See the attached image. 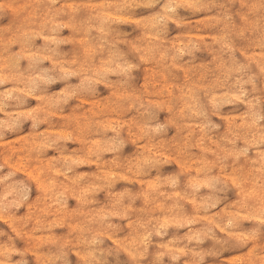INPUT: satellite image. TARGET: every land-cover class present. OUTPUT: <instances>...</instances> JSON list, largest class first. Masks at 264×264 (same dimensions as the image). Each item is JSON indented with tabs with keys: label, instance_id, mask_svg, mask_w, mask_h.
I'll return each mask as SVG.
<instances>
[{
	"label": "clouds",
	"instance_id": "obj_1",
	"mask_svg": "<svg viewBox=\"0 0 264 264\" xmlns=\"http://www.w3.org/2000/svg\"><path fill=\"white\" fill-rule=\"evenodd\" d=\"M0 264H264V0H0Z\"/></svg>",
	"mask_w": 264,
	"mask_h": 264
},
{
	"label": "rangeland",
	"instance_id": "obj_2",
	"mask_svg": "<svg viewBox=\"0 0 264 264\" xmlns=\"http://www.w3.org/2000/svg\"><path fill=\"white\" fill-rule=\"evenodd\" d=\"M7 22V18L5 19V21H3L2 23H6ZM37 43H41L40 41H38Z\"/></svg>",
	"mask_w": 264,
	"mask_h": 264
}]
</instances>
